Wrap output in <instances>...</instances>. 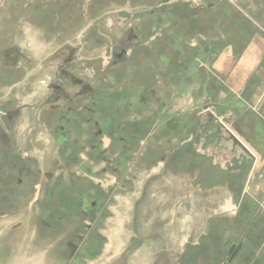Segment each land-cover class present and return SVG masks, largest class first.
<instances>
[{
  "label": "crops",
  "instance_id": "obj_1",
  "mask_svg": "<svg viewBox=\"0 0 264 264\" xmlns=\"http://www.w3.org/2000/svg\"><path fill=\"white\" fill-rule=\"evenodd\" d=\"M171 1L164 9L170 8L167 21L175 19L176 28L166 25L158 32L150 29L141 30V34L137 30L129 33V41L134 40L136 45H129L126 52L118 50V62L112 69L99 75L94 72L96 64L100 68V59L74 71L64 68L61 77L65 89L53 91V85H49L54 82L53 76L58 77L64 57L73 53L72 49L64 50L48 65L53 76L35 82V94L23 100L34 106L39 123L47 130L42 135V144L49 145L47 155H41L42 165L50 163L60 171L54 177L44 171L43 180L34 183L33 193L41 195L42 187L47 185L49 194L40 198L50 195L56 206L65 199L70 203L62 212H56L58 224L41 221L48 231L35 229L31 246L38 238L51 240L54 230L55 234L64 230L62 240L55 243L56 248L49 249L48 258L34 251L28 262L56 264L72 256L73 224L59 222L71 217L73 220L79 213L88 220L86 211L71 209L88 197L109 199L112 203L110 212L103 210L111 213L110 218L106 213L99 217L102 229L105 217L118 220L113 237L91 239V245L105 247L96 264H264V0ZM154 60L159 62L155 70ZM144 68L150 72L145 73ZM173 70L175 78L170 77ZM186 84L193 87L188 95ZM174 86L181 94L177 102L190 103L187 110L173 111L171 115L169 110L154 112L153 97L160 96L155 101H169ZM158 90L161 95L155 94ZM78 92L83 95L81 98H76ZM138 95L140 104H136ZM98 99L100 105L106 104L105 109L96 108ZM41 100L42 104L38 103ZM199 102L209 104L197 117L195 107ZM138 116L150 125L143 127L134 121ZM214 116L245 147V155L240 150L233 153L229 137L224 141L229 144L224 148V157L217 159L206 153L211 150L206 148L208 141L216 144L210 141L213 133L205 131L210 130L206 125L214 121ZM157 117L159 123L153 128ZM62 121L64 125H60ZM172 121L176 123L177 136H184V142L179 139L176 144V153L175 144L170 145L169 125L175 124ZM195 122L203 126L198 127ZM69 129L72 141L68 140ZM159 129L161 139L163 135L168 139L164 143L161 140L160 147H156L159 156L153 158L151 142L154 131ZM95 132L105 134L108 142L100 143ZM94 139L98 142L94 143ZM139 143L145 153L137 177V163L130 154ZM27 150H32V145ZM73 160L83 163L87 174H70L69 178L61 175L63 166ZM119 166L124 167L121 172ZM98 178L106 184L100 185ZM9 180H0V190L12 188ZM137 182L142 189L137 188ZM20 183L23 182L18 180L17 190L23 186ZM33 195L28 201L38 198ZM153 202L159 204L155 210ZM138 211L143 216L156 213V219L151 217L152 221L146 222L142 238L137 235ZM8 219L0 217V226ZM20 222L12 227L20 230ZM128 224L134 234L126 230ZM25 245L22 242L17 264L27 261Z\"/></svg>",
  "mask_w": 264,
  "mask_h": 264
},
{
  "label": "rangeland",
  "instance_id": "obj_2",
  "mask_svg": "<svg viewBox=\"0 0 264 264\" xmlns=\"http://www.w3.org/2000/svg\"><path fill=\"white\" fill-rule=\"evenodd\" d=\"M170 1L171 0H0V180H4L5 177H8L10 179L8 182L10 186H12V188L6 190H0V217H9L7 220L8 222L0 226V262L4 264H17V255L20 254L22 242L24 241L26 245L24 246L25 254H23L28 258L23 264H33L32 262H28V260L29 256H33L32 253H34V251H36L35 253L41 252L44 258H48L49 249H54L55 243L62 240L64 230H58L56 234L54 230L51 240L50 238H38L34 241V247H32L31 243H33L32 239L35 229H37V232L39 229L40 231L44 229L48 231L41 221L47 225L58 224L55 221L60 220V218L57 216L58 214H56V212H62L65 209L64 207L70 204L69 202L67 203L65 199L62 205L56 206L57 202L54 198L52 199L50 195L40 198L43 195L49 194V189L46 188L47 185L42 187L43 192L41 195L33 193L34 183L38 180H43V175L46 171L52 173L53 177L58 176L56 174L60 171L56 169L57 166L55 167V165H51L50 163H47L48 165H42L43 158L41 155H47L46 148L49 146L47 142L42 144L44 142V136H42L44 134L43 132H47V130L45 131L43 126L39 123V118H37L39 115H36L34 106L30 104L26 105L27 102H23V100L35 94L33 93L34 87H37L34 85L35 82L53 76V71L48 65L50 62L56 60L64 50L72 49L73 53L70 56L66 55L64 57L58 77L53 76L54 82L51 81V84H49L53 85V91L56 89L57 91L65 89V82L61 77L63 76L62 70L64 68L74 71L81 68L85 63L88 65L100 59V68H97L98 66L96 64L94 72L96 71L99 75L104 70L112 69L118 62V58L116 59L117 51L121 49L126 52L129 45H136L134 44V40L129 41V33H133L135 30L141 34V30L151 29L157 30L158 32L167 27L169 29L176 28L177 22H175V19L172 22L167 21L168 18H170L168 15L171 13L169 11L170 8L164 9V7L169 6L168 3ZM162 8L164 11H161ZM150 19H153L152 25L149 23ZM173 24L175 27L172 26ZM119 30H121V32ZM96 53H99V55H96ZM155 54L154 52L152 53L153 57ZM153 62L155 70L159 62L156 60ZM76 64L79 66L76 67ZM73 71H71V74ZM143 71L145 73H147V71L150 72V70L146 68H144ZM171 73L172 75H170V77L175 78L176 72L173 70ZM110 79H112V77ZM186 85H188L186 87L190 89V91H187L188 95L193 87L189 84ZM177 88L178 87L174 86V92H172L169 101H166L164 98L160 101H155V99L160 96L153 97L152 103L154 112H156L157 109L169 110L171 115L173 111L187 110L190 103H183V101L181 102L180 100L177 102V99L180 97L178 95H181L176 92ZM49 89L50 88H48V90ZM160 93V90H158L155 94L161 95ZM82 96L83 95L78 92L76 98H81ZM43 97L45 103V99L47 100V98H45V95ZM102 98L108 97L103 96ZM135 99L136 104L141 103L139 95L136 96ZM42 101L43 100L40 102L38 101V103L42 104ZM97 102H99V106L96 108H100V110L105 109L106 104L100 105L101 101L99 99ZM6 104L10 106L2 108V106ZM208 104V102H199L197 104L195 107L197 117L207 109L205 106ZM57 111L58 109L56 112ZM171 119L170 117L168 120L171 121ZM136 120H138V123L140 122L143 127L145 125H150L149 121H147L148 124L144 123L145 118L140 116L134 119V121ZM159 120V117L153 119V128L159 123ZM87 124H89V121ZM195 124L198 127L203 126L201 122H195ZM60 125H64V122L62 121ZM206 126H208L207 129L210 128V130L205 131H211L213 133L211 136L213 140L210 141L216 143L208 144L209 141L207 142L206 148L211 149L206 151L208 155H215L217 159L224 157V148L226 145H229L225 144L226 142L224 143V141L227 140L228 137V141L232 144L233 153L240 150L244 155L246 154V149L242 150L237 142L231 139V136H233V138L239 142L235 135L225 128L221 119L215 118L214 116V121L208 123ZM49 129L53 131L52 128ZM169 129L170 145L175 144L173 152L176 153V144H178L179 139L180 142H184V136H177L176 123L174 125L170 124ZM37 130H41L42 133L37 132ZM69 130L70 138L68 140L72 141V129ZM92 132L93 131H91V133ZM96 135H98L99 139L97 140L100 141V143L104 140L108 142L104 136L105 134L100 132L96 133ZM222 135L224 137H222ZM190 136H192V133ZM203 137L204 133L201 135V138ZM167 139V135H163V139H161L160 129L154 131V138L151 142L154 147L152 154L153 158L159 156V150L156 149V147H160L161 140H163L164 143ZM94 141V143L98 142L95 139ZM29 145H32V150H27ZM105 145L110 147L111 140ZM140 145L139 143L138 146H135L138 148H135V151H132L130 154L132 159L135 157L134 160H136L138 165H136L137 177L140 175L141 168H143L139 166V163H144L142 159L145 153V149L143 150ZM94 146L97 145L94 144ZM33 147L36 149L34 148L33 150ZM170 149H172V147H170ZM86 150L91 151L89 149ZM163 153L166 154V151H163ZM175 153L173 156H175ZM83 157L86 158V155ZM46 160L48 162V157ZM76 162L77 161L73 160L67 165L65 164L62 168L61 175L68 177L70 174H87L85 169L87 167L83 166V163L81 164L79 162L76 164ZM133 167L135 168V164L129 168V173H131V171L133 172ZM116 169H118V167H116ZM121 169H124V167L119 166V172L122 171ZM117 171L118 170L114 172L116 173ZM112 175L114 176V174ZM98 179L100 180V185L106 184L104 179ZM18 180L23 182L20 183V185L22 186L23 184V186L17 190L15 187L18 184ZM108 184L109 182H107V185ZM134 185L136 186V184ZM137 188L142 189L141 183L139 184V182H137ZM32 194L35 195H33V197L37 196L38 198H32L28 201ZM111 200L114 201V198L110 199V202ZM78 202L80 205L71 207V209L78 208V210L82 209L84 212L86 211L90 216L88 217L89 221L83 214L79 213L73 220L71 217V219L67 218L66 221L59 222L60 224H73L74 230L71 237L75 248L74 253L72 256H68L69 259L67 261L57 262L56 264H96L102 256L101 254L105 247L91 245V239L99 237L109 239L114 236L113 234L115 233V226L118 220L114 221V219H107L110 218L109 216L111 215L109 212L111 211L110 204L112 203H109V199L103 201L101 198L85 197ZM158 205L157 202H153V208ZM103 210L109 212H103ZM102 213L107 214V218L105 217L103 221L105 222L104 229H102V222H98ZM152 214L154 215L148 213L143 216L138 211L136 224L138 237L142 238L140 234H144L146 222L150 223L152 220L156 219V213ZM126 215L128 217V214ZM81 218H84V220L81 221ZM18 220H20L22 224L20 225L22 226L20 230L12 227L16 225ZM84 225H86V227ZM126 230L134 234V230L130 229L129 224L126 226ZM127 231H125L126 236L128 234ZM147 231L149 234L151 233L150 229ZM157 231L160 232L159 229ZM153 233L154 230L152 234ZM55 237L57 238L55 239ZM155 237L156 235L153 236V238ZM23 254L20 256L22 257ZM47 263L54 264L52 261L51 263L47 261Z\"/></svg>",
  "mask_w": 264,
  "mask_h": 264
},
{
  "label": "water",
  "instance_id": "obj_3",
  "mask_svg": "<svg viewBox=\"0 0 264 264\" xmlns=\"http://www.w3.org/2000/svg\"><path fill=\"white\" fill-rule=\"evenodd\" d=\"M231 139L234 141V142H237L238 146L241 147V149L245 150V148L236 140L233 138V136H231Z\"/></svg>",
  "mask_w": 264,
  "mask_h": 264
}]
</instances>
